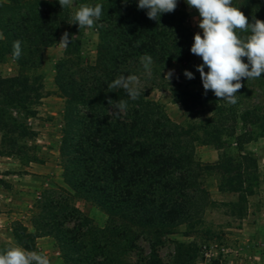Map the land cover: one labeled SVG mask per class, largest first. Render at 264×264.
I'll return each mask as SVG.
<instances>
[{
	"label": "trees",
	"instance_id": "1",
	"mask_svg": "<svg viewBox=\"0 0 264 264\" xmlns=\"http://www.w3.org/2000/svg\"><path fill=\"white\" fill-rule=\"evenodd\" d=\"M85 3L103 5V14L94 24L100 42L97 65L81 61L86 29L68 23ZM137 3L74 0L75 9H61L58 1L49 0L0 3V65L9 57L19 67L17 75L8 77L0 70V156H21L26 141L38 138L32 122L40 117L44 84L42 76L30 72L42 67L44 51L56 43L63 27L76 36L64 48L55 76L65 100L60 157L68 196L46 199L35 220L38 233L58 244L64 264H193L196 244L178 243L173 262L164 263L159 255L162 239L180 226L195 231L213 206L229 208L234 218H246L249 199L263 183L257 159L244 151L252 136L237 134L238 125L253 126L264 137L263 109L235 108L212 91L205 94L175 83L173 102L185 112L192 106L213 112L184 126L150 99L155 88L169 86L164 71L171 64L191 63L197 56L190 52L194 41L185 12L162 14L156 22ZM178 4L188 6L185 0ZM234 4L249 22L253 17L264 21V0H234ZM16 40L22 42L18 60L12 57ZM144 54L153 58L151 76L140 61ZM242 59L247 63L246 57ZM121 74L140 78L138 99H129L123 89H109ZM241 83L236 95L252 96L255 87L264 90V74L258 79L242 78ZM108 99L127 100V110L114 115ZM228 138L235 139L236 154L225 152ZM198 146L215 148L218 161L197 160ZM211 175L218 178L219 193L237 195V200H212L205 188ZM75 198L106 212V226L93 225L71 204ZM21 235L15 236L19 243ZM143 235L151 238L149 253L139 246Z\"/></svg>",
	"mask_w": 264,
	"mask_h": 264
},
{
	"label": "rangeland",
	"instance_id": "2",
	"mask_svg": "<svg viewBox=\"0 0 264 264\" xmlns=\"http://www.w3.org/2000/svg\"><path fill=\"white\" fill-rule=\"evenodd\" d=\"M72 7L75 9L73 5ZM175 10H182L187 14V24L193 37L197 32L202 35V30L198 27L200 18L196 9L188 6L181 8L177 3ZM65 31L67 30L63 27L59 31L56 43L44 51L42 67L30 72V75L42 76L44 84L40 117L32 122L33 129L39 133L38 138L26 141L28 147L21 156H0V179L3 180L0 183V250L19 246L27 251L43 254L49 259L50 264L64 262L56 241L52 237L41 236L35 220L41 214L40 206L46 199L56 200L68 196V188L62 177L60 157L65 100L60 96L55 83L56 65L64 51V47L58 43ZM99 47L95 26L86 29L81 61L84 64L97 65ZM201 63L202 59L197 56L191 63L171 64L164 71L165 76L169 70H174L170 81L166 78L169 86L164 89L155 88L150 94V99L162 104L172 120L184 126L199 122L201 118L213 113L199 106H192V110L187 113L183 106L173 102L171 89L176 87L175 83L181 84L184 88L205 92L200 73L196 70V66ZM0 70L5 77L19 73L17 63L9 57L0 65ZM185 70L192 72L195 78L185 77ZM207 71L205 67V72ZM231 106L240 109L258 107L264 110V90L255 87L252 96L237 95V103ZM237 134L252 136L253 139L244 144V151L257 159L263 180L259 193L249 199L247 217L234 218L230 216L229 208L224 206L208 208L203 223L195 231L190 232L186 226H180L175 233L162 239L159 255L164 263L173 262L178 243H192L198 248L197 258L193 264H205L201 255V248L204 245L214 248V257L206 264H264V137L253 126L238 125ZM235 148V139L228 138L225 152L236 154ZM218 156L219 152L211 146L196 148V158L204 164H212L215 159L218 161ZM217 179L216 175H211L205 180V188L211 199L216 202L236 201L237 195L225 194L220 197ZM71 204L88 216L93 225L104 227L108 223L107 213L90 202L75 198L71 199ZM16 234H22L21 243L16 240ZM150 242L151 238L148 235L140 238L139 246L145 253L150 252ZM221 246L225 247L224 253H219Z\"/></svg>",
	"mask_w": 264,
	"mask_h": 264
},
{
	"label": "clouds",
	"instance_id": "3",
	"mask_svg": "<svg viewBox=\"0 0 264 264\" xmlns=\"http://www.w3.org/2000/svg\"><path fill=\"white\" fill-rule=\"evenodd\" d=\"M74 0H58L61 9L71 7ZM126 4L128 0H123ZM189 8L199 13L198 27L202 30L194 34L190 52L200 57L203 63L196 66L200 73L205 94L211 90L214 95L230 105L237 103L241 80L258 79L264 74V21L253 17V21L234 4V0H185ZM178 0H138V9H146L149 19L159 22L162 14L172 13ZM103 14L101 3L80 4L71 17V24L82 29L92 28ZM76 36L65 31L58 45L67 48ZM22 42H13V59L22 55ZM247 58V63L242 58ZM143 69L151 76L153 58L149 54L140 57ZM205 67L208 71L205 72ZM174 70L164 76L170 81ZM185 77L194 79V74L184 71ZM140 78L135 74L119 75L109 85V89H123L131 100L138 99L142 92ZM108 104L114 109V115L126 111L127 100L113 101ZM0 264H50L49 259L36 251H27L19 246L0 252Z\"/></svg>",
	"mask_w": 264,
	"mask_h": 264
},
{
	"label": "built area",
	"instance_id": "4",
	"mask_svg": "<svg viewBox=\"0 0 264 264\" xmlns=\"http://www.w3.org/2000/svg\"><path fill=\"white\" fill-rule=\"evenodd\" d=\"M213 250H214V248L211 247L210 245L202 246L201 255H202V258H203L205 264L210 263V261L213 259V257H214ZM225 251H226L225 247L221 246L219 249V253H224Z\"/></svg>",
	"mask_w": 264,
	"mask_h": 264
},
{
	"label": "crops",
	"instance_id": "5",
	"mask_svg": "<svg viewBox=\"0 0 264 264\" xmlns=\"http://www.w3.org/2000/svg\"><path fill=\"white\" fill-rule=\"evenodd\" d=\"M217 161V159H215V160H213V162L212 163H215ZM220 197H222L223 195H225V194H222V193H220Z\"/></svg>",
	"mask_w": 264,
	"mask_h": 264
}]
</instances>
